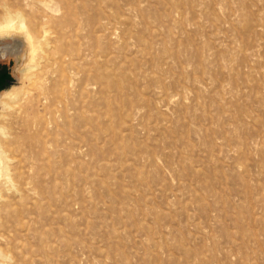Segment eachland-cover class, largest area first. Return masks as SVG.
Segmentation results:
<instances>
[{"label": "rangeland", "instance_id": "rangeland-1", "mask_svg": "<svg viewBox=\"0 0 264 264\" xmlns=\"http://www.w3.org/2000/svg\"><path fill=\"white\" fill-rule=\"evenodd\" d=\"M42 1L26 80L0 38V264H264V0Z\"/></svg>", "mask_w": 264, "mask_h": 264}, {"label": "bare ground", "instance_id": "bare-ground-1", "mask_svg": "<svg viewBox=\"0 0 264 264\" xmlns=\"http://www.w3.org/2000/svg\"><path fill=\"white\" fill-rule=\"evenodd\" d=\"M21 1V0H20ZM28 1V0H27ZM32 1V0H31ZM34 1V0H33ZM39 1L40 3H44V1L42 0H37ZM52 1V0H51ZM54 1V0H53ZM66 1V0H64ZM63 1V2H64ZM14 2V1H13ZM17 2V1H16ZM26 2V1H25ZM11 2H6L5 0H0V6L2 8V14L0 15V38H3V37H7V36H11V35H14V34H20V35H23L25 36V39H26V42H27V45L25 47V52L23 53V56H22V61L19 63L18 67H17V72L19 73V76L21 78V81L24 80L25 77L28 76V74L30 73L31 69L34 67V65L32 64V61H33V57H34V52L36 50V44H41V41H48L49 39V30L46 29L47 25H43L41 26L38 19L39 17H41V19L43 18V16H36L35 14H31L29 17H27L28 20H26V16L28 14L24 13V6H21V7H18L16 9H12V4H10ZM19 3V2H18ZM30 3V2H28ZM25 5L26 7L29 6L30 4ZM50 3V2H48ZM47 3V4H48ZM62 3V2H61ZM67 3V2H66ZM66 3H62L63 5L66 6ZM36 4V3H35ZM45 3V5H47ZM42 5V4H41ZM68 5V4H67ZM14 6H17L15 5V2H14ZM50 6V5H49ZM48 6V7H49ZM55 5H53V10ZM33 7V5L31 6V8ZM35 7V6H34ZM47 7V6H46ZM67 7V6H66ZM68 7L70 8V5H68ZM67 7V8H68ZM28 8V7H27ZM37 9V7H35ZM50 8V7H49ZM62 8V7H61ZM64 8V7H63ZM35 10V9H34ZM45 10V9H44ZM48 10V9H47ZM50 10V9H49ZM56 10V8H55ZM65 10H67L65 8ZM38 11V10H37ZM58 11V10H57ZM42 12V11H41ZM53 12V11H52ZM51 12V13H52ZM60 12V11H59ZM58 12V13H59ZM62 12V10H61ZM65 12V11H64ZM63 12V13H64ZM68 12V11H67ZM72 12L69 11V13ZM65 14V13H64ZM67 14V13H66ZM55 15H58V14H55ZM71 16V15H70ZM68 17V16H67ZM65 17V18H67ZM49 18V17H48ZM46 19V18H45ZM56 19V18H55ZM50 20V18H49ZM67 20V19H65ZM28 21V22H27ZM46 21V20H45ZM43 21V22H45ZM51 21V20H50ZM54 22V20H53ZM58 22V21H56ZM65 22V21H64ZM62 22V23H64ZM59 23V22H58ZM61 23V24H62ZM45 24V23H44ZM64 25V24H63ZM61 25V26H63ZM54 33V32H53ZM52 35V34H51ZM54 37V36H53ZM52 37V40H54ZM60 37V36H59ZM103 37V36H102ZM56 38V37H55ZM58 39V38H57ZM56 39V40H57ZM60 39V38H59ZM52 40L50 42H52ZM55 40V41H56ZM40 42V43H39ZM54 42V41H53ZM62 42V40L60 41ZM36 43V44H35ZM57 44V43H56ZM60 44V43H58ZM62 44V43H61ZM39 49V47H38ZM45 50V49H44ZM46 51V50H45ZM59 51L58 50V47H55L53 48V52H57ZM39 52V51H38ZM52 52V51H50ZM40 53V52H39ZM52 53V57H56L54 56L55 54ZM47 54V53H46ZM59 54V53H58ZM103 56V55H102ZM109 57V56H108ZM107 57V58H108ZM51 58V57H50ZM102 58V57H101ZM104 58V57H103ZM34 60L35 57H34ZM102 60V59H101ZM47 61V60H46ZM52 61V60H50ZM105 61V59L103 60ZM36 63V62H35ZM43 63H44V60H43ZM100 63V62H99ZM42 64V63H41ZM76 65V64H75ZM55 66V65H54ZM57 66V65H56ZM43 68V67H42ZM48 68V67H47ZM47 68H43V71H45ZM99 69V68H98ZM47 71V70H46ZM48 72V71H47ZM115 72V71H114ZM116 73V72H115ZM43 74L45 75L46 73L43 72ZM56 74V73H55ZM32 75V74H31ZM99 75L105 79H109V78H112V74L110 72H108L107 70H104L101 68L100 70V73ZM57 76V75H55ZM31 78V77H30ZM33 78V77H32ZM37 78V77H36ZM29 79V78H27ZM34 79V78H33ZM44 79V78H42ZM41 79V80H42ZM26 80V78H25ZM34 81V80H33ZM87 81V80H86ZM48 82V81H47ZM58 82V81H57ZM44 84V82H42ZM90 83V82H89ZM52 84V83H51ZM50 84V85H51ZM41 85V84H40ZM52 86V85H51ZM50 86V87H51ZM41 87V86H40ZM87 87V86H86ZM90 88V86H88ZM89 88H85V89H89ZM92 90V89H91ZM37 91V90H36ZM41 91H42V95H44V100H46V102H51V94H50V90H48V88L44 87V85L41 87ZM89 91V90H87ZM24 88H23V85H17V84H12L9 88L3 90L0 92V117L5 115V112L11 107V104L12 103H15L17 102L21 96L24 94ZM52 92V90H51ZM66 92V91H65ZM58 93V92H56ZM57 96V95H56ZM64 96V95H63ZM54 97V96H53ZM53 99V98H52ZM54 100V99H53ZM52 100V101H53ZM63 101L65 102L64 98H63ZM52 104V103H51ZM54 104V103H53ZM65 104V103H64ZM50 105V104H49ZM66 105V104H65ZM61 106V105H60ZM66 107V106H65ZM63 108V107H62ZM4 125V124H3ZM6 129V128H5ZM52 130V129H51ZM0 133L2 134H7L6 131L4 130V127L0 124ZM8 136V135H6ZM10 171V165H9V162L7 160V157H6V151L5 149L3 148V145L0 144V179L2 178V176H5L6 177V181H9L11 180V177H10V174L9 173ZM37 179V178H36ZM13 181V180H12ZM1 182H2V179H1ZM0 182V183H1ZM4 182V181H3ZM13 184V182H10ZM2 184V183H1ZM0 184V185H1ZM13 186V185H11ZM16 187V186H15ZM7 188V187H6ZM13 188V187H12ZM14 192V191H13ZM4 198V197H2ZM1 209V208H0ZM2 251V250H0ZM4 252V251H3ZM1 253V252H0ZM3 254V253H1ZM6 254V253H5ZM6 257V255H5ZM4 259V258H3ZM9 259V257H8ZM1 262V261H0ZM200 263V262H198Z\"/></svg>", "mask_w": 264, "mask_h": 264}, {"label": "crops", "instance_id": "crops-1", "mask_svg": "<svg viewBox=\"0 0 264 264\" xmlns=\"http://www.w3.org/2000/svg\"><path fill=\"white\" fill-rule=\"evenodd\" d=\"M2 57H5L3 53H2Z\"/></svg>", "mask_w": 264, "mask_h": 264}]
</instances>
